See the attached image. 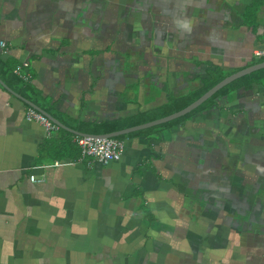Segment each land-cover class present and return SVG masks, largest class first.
<instances>
[{"label":"crops","instance_id":"crops-1","mask_svg":"<svg viewBox=\"0 0 264 264\" xmlns=\"http://www.w3.org/2000/svg\"><path fill=\"white\" fill-rule=\"evenodd\" d=\"M1 43L3 85L106 135L260 60L264 0H0ZM263 90L119 136L103 165L0 85V264H264Z\"/></svg>","mask_w":264,"mask_h":264},{"label":"trees","instance_id":"trees-1","mask_svg":"<svg viewBox=\"0 0 264 264\" xmlns=\"http://www.w3.org/2000/svg\"><path fill=\"white\" fill-rule=\"evenodd\" d=\"M261 62H264V58H260V60H257L256 63L254 62L253 65L257 64V63H261ZM237 71H239V70H235V71L227 73V74L215 76L214 79L211 82H209L208 84H205L202 87V89H200V91L194 93L191 98L174 99V100L170 101L163 108V111L159 114V116H157V119H160V118H163V117H167L169 115H172V114H174L176 112L181 111L182 109L186 108L187 106H189L190 104L195 102L197 99H199L202 95H204L208 90H210L212 87H214L220 81H222L224 78H226L227 76L232 75L233 73H235ZM14 78L16 80H18L21 84L23 83L22 85H23L24 89H26V88H28L30 86V83L26 82L27 80L23 81L21 76H19V75L16 76V74H14ZM255 85H258L260 87V90L264 89V69L252 72L249 75L243 76V77L233 81L232 83L228 84L227 86H225L224 88H222L218 92H216L210 99L205 101L203 104H201L198 108H196L192 112H190V113H188V114L184 115L183 117H180V118H178L176 120L170 121V122H168V123H166L164 125H171V124H174L176 122H182V121H185L187 119H190L200 109H202L206 105H208L209 102L214 101V99H216V98H218L220 96H223V95H227L230 92L235 91V90H237L239 88L252 89ZM37 106L40 109H42L43 111H45L47 113H51V111L49 109H47L46 107L44 108V106L41 105L40 103L37 104ZM84 131L87 132V134L88 133H91V134L95 133V130H91V129L90 130H84Z\"/></svg>","mask_w":264,"mask_h":264},{"label":"built area","instance_id":"built-area-1","mask_svg":"<svg viewBox=\"0 0 264 264\" xmlns=\"http://www.w3.org/2000/svg\"><path fill=\"white\" fill-rule=\"evenodd\" d=\"M0 47L2 52L5 53L6 49L3 43L0 44ZM254 55L255 58H263L264 50L256 51ZM15 74L21 76L23 80H27L26 76L22 74L21 70H15ZM27 117L30 120H34L43 124L47 129L53 128L44 116L31 108L27 111ZM74 142L80 147L83 158L90 157L103 165L118 161L121 158L124 150L123 143L116 138L77 135L74 137ZM30 180L34 182V176H30Z\"/></svg>","mask_w":264,"mask_h":264},{"label":"water","instance_id":"water-1","mask_svg":"<svg viewBox=\"0 0 264 264\" xmlns=\"http://www.w3.org/2000/svg\"><path fill=\"white\" fill-rule=\"evenodd\" d=\"M264 69V62L249 66L243 70H240L226 78H224L222 81H220L218 84H216L214 87H212L210 90H208L204 95H202L199 99H197L195 102H193L192 104H190L189 106H187L186 108L182 109L179 112H176L172 115H169L167 117L158 119L156 121L144 124L142 126H138V127H133L130 129H126V130H122L119 132H115V133H111V134H106V135H92V136H99V137H107V138H117L119 136H124L127 135L129 133H132L134 131H138L141 129H146V128H150L156 125H161L170 121H173L175 119H178L180 117H183L184 115L192 112L193 110H195L196 108H198L201 104H203L205 101H207L208 99H210L216 92H218L220 89L224 88L225 86H227L228 84L232 83L233 81L249 75L252 72L258 71ZM0 85L3 86L9 93H11L14 97L20 99L23 103H25L26 105H28L30 108H32L34 111H36L37 113L41 114L42 116H44L46 119H48L51 123H53L54 125H56L57 127L67 130L70 133H74L77 134L79 136H84V135H91V134H81V133H77L74 132L68 128H66L64 125H62L59 121H57L56 119H54L52 116H50L48 113H46L45 111L41 110L39 107H37L36 105H34L33 103L23 99L22 97L18 96L17 94L13 93L9 88H7L5 85H3L0 82Z\"/></svg>","mask_w":264,"mask_h":264}]
</instances>
